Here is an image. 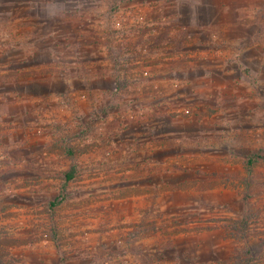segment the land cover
I'll list each match as a JSON object with an SVG mask.
<instances>
[{"label": "rangeland", "instance_id": "374dc122", "mask_svg": "<svg viewBox=\"0 0 264 264\" xmlns=\"http://www.w3.org/2000/svg\"><path fill=\"white\" fill-rule=\"evenodd\" d=\"M126 1L88 0V6L80 9L82 17L87 15L90 20L88 28H84L89 32V37L83 42L82 54L88 57L89 64L107 69L104 71L107 76L105 84H111L110 78L113 77L116 90H120L111 95L108 112L113 111L115 106L118 107L117 114L130 112L125 103H119L115 99L123 95H139L147 100L158 97L173 100V108L170 112L165 110L166 112L185 118L193 115L194 120V125L188 126L167 123L169 129L176 128L179 132L186 130L181 140L172 139L173 143L169 147L168 153L177 156L173 161L178 162V165L173 169H185L186 167L182 168L183 164L200 162L202 168L199 171L204 173L206 180L199 183L193 181L189 187L217 191V198L209 200V214L212 217L207 219L205 215L201 216L206 220L201 219L200 222H209L210 225L195 227L192 222L196 216L191 210L188 213L183 211L184 214H168L166 223L171 220L174 228L171 230L166 226V233L176 235L186 232L190 225H193L194 231H219L218 238L230 241L232 245L230 253L223 247L220 248L222 252H219L225 256L229 253L230 256L218 262L203 264H264V158L248 162V157L253 154L264 155V73L256 72L236 61L224 74L221 66L210 65L213 60L208 56L209 53L190 55L187 48L190 47L191 39L184 37L185 28L175 21L174 0L167 5L168 19L162 21L158 20L160 8L155 4L152 5L150 15L149 9L145 12L143 5L126 7ZM181 10L185 11L186 16L191 12V8ZM81 26L83 24L79 23L78 27ZM256 43L264 46L259 38ZM207 44L213 47L222 43L214 39ZM239 48H242L241 45ZM183 49H187V53H182ZM99 57L102 60L98 62ZM219 57L222 58V53ZM195 62L201 64L197 70L193 72L186 69L191 66L190 63ZM96 69L89 74L84 70L81 78L73 77L77 92L85 83L92 81L91 75ZM207 70H219V74L215 76L213 72H206ZM193 73L200 83L196 87L190 81H185V77L189 79ZM209 75L215 86H208ZM56 85L58 88L64 87L62 81ZM118 86L124 87L118 89ZM215 88L221 93L219 96L224 95L225 98L215 101V97L210 95ZM197 89L198 92H193ZM77 92L73 90V93H67L62 98L74 104L68 120L57 119L41 123L42 130L39 131L40 139L37 141L49 144V147L46 148V154L44 151L41 153L40 160L35 159V153H32L29 155L32 160L24 165L15 162V152L5 147L3 140L7 128L0 119L2 264H22L23 256L31 258L34 255V251L39 248L36 247L37 244L46 247L49 243H57L63 250L62 256L67 258V254L73 251L69 247H77L76 250H79L83 244L81 242L86 241L89 236L90 232L87 230L91 229H83L87 218L85 216L101 215L102 218L110 219L111 212L119 206L128 207L129 197L135 193L158 189L157 185L144 188L133 185L136 177L132 172L130 154L135 147L129 143L132 132L126 130L125 122L121 123L113 112V119H107L102 113L99 116L94 108L85 117L79 110L81 105L78 104L80 99ZM88 98L95 106L107 100L101 95L93 94ZM220 112L232 114L229 119L227 117L226 123H222L223 119L220 120L222 124H226L223 126H230V129L219 128V123H214L213 114ZM179 135L177 132H169L166 136L174 138ZM183 136L186 138L183 139ZM184 152L192 155H180ZM50 153L53 155L50 156ZM222 154H228L225 159L230 160L228 173L223 168L227 161L223 163ZM87 157L88 161L85 160ZM71 168H74L75 174L65 186V174ZM192 171L198 173L197 169ZM152 176L158 179L157 176ZM183 187L184 184L177 186L179 189ZM57 199L60 201L57 202ZM53 202L57 203L52 205ZM177 206L172 214L187 211L195 205L189 201L184 205L180 204L178 208ZM123 225L119 226L120 229L133 226L129 223ZM114 227L119 228L107 222L98 229L103 233L112 231ZM131 232L127 237V245ZM117 243L122 244L123 241L117 240ZM186 244L188 243L181 245L184 249V264H196L191 262L192 256L189 254L194 252L186 251ZM126 253L124 248L119 249L117 256H112L111 252H104L102 257L97 258L89 254L81 256L91 257V264H111L112 261L121 260Z\"/></svg>", "mask_w": 264, "mask_h": 264}, {"label": "crops", "instance_id": "0c3cea01", "mask_svg": "<svg viewBox=\"0 0 264 264\" xmlns=\"http://www.w3.org/2000/svg\"><path fill=\"white\" fill-rule=\"evenodd\" d=\"M168 1L127 0L124 5L128 8L143 5L145 12L149 9L151 15L152 5L155 4L160 8L158 20L162 21L168 19L167 5L173 2ZM174 1L175 21L185 28L184 37L191 39L190 47L187 48L190 55L209 53L207 55L213 60V64L210 65L221 66L224 74L236 61L245 67L255 69L256 72L264 73V46L262 43H256L258 38L264 43V0ZM84 6H88V0H0V119L7 128L3 140L5 147L15 152L13 159L17 164L24 165L27 161H31L29 155L32 153H35V159L40 160L41 153L44 151L46 154V148L49 147V144L37 141L39 131L42 130L41 123L57 119L68 120L74 104L62 98L67 93H73V90L77 92L78 89H74L73 77L81 78L84 70L89 74L97 68L91 75L92 81L79 88L78 104L81 105L79 110L87 117L86 115L90 114L88 111L94 108L107 119H113V112L120 118L121 123L125 122L126 130L132 132L129 143L136 151L133 150L130 154L133 162L132 172L134 171L136 177L132 179L135 181L133 185L141 188L157 185L158 189L135 193L129 197L128 207L119 206L117 210L111 212L110 219L102 218L101 215L85 216L87 218L83 223V229H91L87 230L90 232L89 236L86 237V241L81 242L83 244L79 250H76L77 247H69L73 251L67 254V258L65 255L62 256L63 250L57 243L56 245L49 243L46 247L37 244L36 247L39 248L34 251V255L31 258L27 255L23 256L21 263L91 264V257L83 258L81 255H95L97 258L104 252H111L112 256H117L119 249L126 248V255L121 260L112 261L111 264H184V249L181 245L185 242L188 243L185 246L186 251L194 252L189 254L192 256L191 262L196 264L218 262L228 258L232 245L230 241L218 238L219 231L192 230L194 224L195 227L210 225L209 222L200 221L212 217L209 214V206H211L209 200L217 198V191L190 188L189 185L193 181L199 183L206 180L204 173L199 171L202 168L200 162L192 165L183 164L182 168L186 167L185 169H173L178 165V162L173 161L177 156L168 153L173 143L172 139L181 140L186 130L179 132L176 128L169 129L167 123L194 125L193 115L185 118L182 115L169 113L174 103L169 98L158 97L147 100L139 95H123L115 98L119 103H125L130 112L117 114V106L112 108L113 111L108 112L107 106L111 105V95L120 90H116L114 85L116 81H113V77H109L111 84H105L107 76L104 71L107 69H100L97 64H89L88 57L82 54L83 42L89 37V32L84 28H88L90 22L87 15L82 17L80 9ZM182 8L185 10L191 8V12L186 16ZM79 23L83 26L78 27ZM214 39H218L222 44L208 46V41ZM239 45L242 48H239ZM187 49H183L182 53H187L185 52ZM221 53L222 58L219 57ZM101 60L102 58L99 57L98 62ZM190 64L191 66L186 69L193 72L201 65L199 62ZM206 72H213L215 76L219 74V70ZM197 78L193 73L189 79L185 77V81H190V84L196 87L200 84ZM208 79V86H215L210 75ZM59 81L64 83L63 88L57 87ZM198 91L197 89L193 92ZM212 92L208 94L215 97V101L225 98L224 95L219 96L221 93L216 88ZM90 94L101 95L107 100L95 106L89 101ZM231 115L220 112L213 114L212 119L214 123H219L217 127L230 129V126H223L226 124L222 123H226L225 120ZM221 119L224 122L220 121ZM118 127L119 125L116 128ZM111 129L115 128L111 127ZM169 132H177L180 135L169 138L166 136ZM185 138L183 136V139ZM9 154L13 157L12 153ZM52 155L53 153H50V156ZM180 155L191 156L192 153L184 152ZM95 156L98 159V155ZM227 156L228 154H222L221 157L224 159L223 163L227 161V164H223V168L228 170V173L230 160L225 159ZM250 157L252 155L248 157V161ZM85 160L88 161V157ZM193 169H197L198 173H193ZM152 175L157 176L158 179L153 178ZM180 184H184L185 187L177 188ZM162 187L166 188L162 189ZM189 201L195 205L194 208L171 213L176 205H184ZM190 210L196 218L192 222L193 225L189 226V230L176 235L167 234L166 226L171 230L174 228L171 226V220L166 223L168 214L175 215L183 211L188 213ZM204 215L205 218H202L201 216ZM107 222H111L116 227L128 223L133 226L123 229L114 227L112 231L101 233L98 228ZM130 231H132L131 239L127 245ZM108 237L112 239H107ZM117 240H122L123 243L119 244ZM222 247L229 252L227 256L220 254Z\"/></svg>", "mask_w": 264, "mask_h": 264}, {"label": "trees", "instance_id": "16d2710c", "mask_svg": "<svg viewBox=\"0 0 264 264\" xmlns=\"http://www.w3.org/2000/svg\"><path fill=\"white\" fill-rule=\"evenodd\" d=\"M120 88H122V87H120V86H118V89H120ZM255 158H264V155L263 156H261V155H259L258 153H256V154H253V156L252 157H250L249 158V163H253L254 162V160H255ZM74 174H75V172H74V168H71V170H69L66 174H65V186H66V184L74 177ZM60 199H62V196L60 197ZM60 199H57L56 201L58 202V201H60ZM56 202V203H57ZM55 202H53L52 203V205H55L56 204ZM1 263V262H0ZM2 264V263H1Z\"/></svg>", "mask_w": 264, "mask_h": 264}]
</instances>
